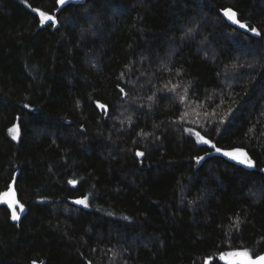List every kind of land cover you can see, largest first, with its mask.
Segmentation results:
<instances>
[{
    "label": "trees",
    "instance_id": "trees-1",
    "mask_svg": "<svg viewBox=\"0 0 264 264\" xmlns=\"http://www.w3.org/2000/svg\"><path fill=\"white\" fill-rule=\"evenodd\" d=\"M227 7L261 35L228 21ZM33 8L58 26L41 27ZM165 84L187 87V100ZM189 127L244 148L257 167L216 155L196 164L212 150ZM260 169L264 0H0V192L17 174L27 208L17 222L0 203V264H228L223 252L262 254ZM83 195L88 208L72 202Z\"/></svg>",
    "mask_w": 264,
    "mask_h": 264
},
{
    "label": "snow or ice",
    "instance_id": "snow-or-ice-1",
    "mask_svg": "<svg viewBox=\"0 0 264 264\" xmlns=\"http://www.w3.org/2000/svg\"><path fill=\"white\" fill-rule=\"evenodd\" d=\"M69 0H56V3L61 6H65ZM61 9L58 8L55 11L59 12ZM33 12L38 13L39 16V24L41 27H44L45 25H48L50 27L58 26L59 21L55 14H49L47 11H42L38 8H33ZM223 16L227 18L228 21H231L232 24L237 25L240 29H244L246 31H250L256 36H260L261 32L258 30L255 26L250 27L248 22L242 21L241 14L238 10H234L233 7H227L225 9H222ZM90 30V29H89ZM193 32L192 28H189L185 35H190ZM179 75V72H177ZM123 73H121V78H123ZM170 83V82H169ZM119 87V85H117ZM179 85L173 84L171 85V88H169L168 84L164 85V90L171 91V92H177V89L179 88ZM120 93H122L125 97L128 95L127 92H125V89L123 87H119ZM156 93L154 92L151 96L147 97L149 101L153 100ZM177 95L179 96L180 102L184 103L188 98V88L185 87L183 89V94H180L177 92ZM77 105L79 106V101H77ZM96 106L99 109H102L105 111V114H107V105L104 103H100L99 101H96ZM143 105H141L142 107ZM25 108H28L31 110V106L29 104H24ZM195 111V109H193ZM199 115V113H196ZM189 113L184 112L180 117V122H185L186 118L188 117ZM207 115V113H205ZM22 118L16 117V120L19 122ZM126 120L129 124H131L132 116L129 115L126 117ZM13 124L11 128H9V133L12 136L13 140H18L21 137V127L19 123ZM125 121L122 120L121 124H123ZM191 123L196 124L197 122L195 120L191 121ZM201 128H203V125H200ZM184 131L189 135V137H194L195 143L198 145H206L208 148H210L212 151L206 152L205 155H197L193 157L196 164H200L202 161L206 160V157H211L214 154H220L224 157L229 158L232 161L237 162L240 165H244L249 169H255L257 167L255 161L249 156L248 151H246L244 148L241 147H232L230 149H224L222 147L218 146V141H213L212 139L208 138V134L205 132L202 134V131L196 130L192 127L184 129ZM139 135L142 136H149L150 133H145L143 130H141V133ZM136 157L143 158L145 156V153L143 151L137 150L135 152ZM261 172H264V169H260ZM69 184L73 185L74 187L77 184L76 180H69ZM254 195V193H253ZM76 205H81L84 208H88L90 206V196L89 195H83L82 197L76 198L72 201ZM0 203H3L8 206V208L11 210V220L13 221H20L21 215L20 213H23L25 211V206L22 204L19 199H17V188H16V177L13 176L11 183H9L6 186V189L3 192H0ZM19 209V211H17ZM111 215V214H109ZM125 220L129 219L128 217H124ZM245 221L240 218V216H236L233 220L231 227H233L236 231L240 230V226ZM18 226V225H17ZM117 253H113V256L115 257ZM220 260H227L228 264H264V254H260L259 252H255V250L252 251L250 254V251L247 249L244 250H231L227 252H223L220 257ZM211 258L206 260L204 264H209V261ZM32 264H36L35 261L32 262ZM89 264H91V261H89Z\"/></svg>",
    "mask_w": 264,
    "mask_h": 264
},
{
    "label": "water",
    "instance_id": "water-1",
    "mask_svg": "<svg viewBox=\"0 0 264 264\" xmlns=\"http://www.w3.org/2000/svg\"><path fill=\"white\" fill-rule=\"evenodd\" d=\"M70 1V0H69ZM222 15H223V12H222ZM230 149V148H229ZM214 155H216V156H219V157H221V158H223V159H225L226 161H228V162H231V163H237V162H235V161H232V160H230L229 158H227V157H224V156H222V155H220V154H214ZM238 164V163H237ZM16 176H17V174H16ZM15 176V177H16ZM17 199H19L18 198V194H17ZM19 201H20V199H19ZM21 202V201H20ZM22 203V202H21ZM3 206H5L9 211H10V213H11V210L8 208V206L7 205H5V204H3V203H1ZM23 204V203H22ZM25 206V205H24ZM17 211H19V209H17ZM27 213V208H26V206H25V211L23 212V213H20V215L21 216H24L25 214ZM262 254H264V253H262ZM222 262H225V263H228V261L227 260H222Z\"/></svg>",
    "mask_w": 264,
    "mask_h": 264
}]
</instances>
